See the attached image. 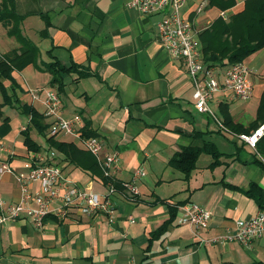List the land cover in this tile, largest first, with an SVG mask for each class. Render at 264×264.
Returning <instances> with one entry per match:
<instances>
[{"label": "crops", "instance_id": "obj_1", "mask_svg": "<svg viewBox=\"0 0 264 264\" xmlns=\"http://www.w3.org/2000/svg\"><path fill=\"white\" fill-rule=\"evenodd\" d=\"M131 1L14 0L16 14L24 18L21 34L36 46L41 69L58 61L89 73L84 78L77 73L63 76L62 116L80 115L105 152L118 154L117 184L130 180L136 170L145 175L137 181L138 197L118 189L111 197L109 215L52 214L42 230L35 229L25 216L1 226L0 264H264V237L248 246L210 241L234 234L236 220L264 211L245 195L255 184L264 196V157L238 139L240 134H248L246 130H255L252 125L264 93V48L243 61L251 70L250 99L240 101L221 92L209 103L222 124L220 109L224 107L238 126L237 133L221 130L212 118L195 111L193 86L182 62L161 47L157 24L163 14L142 15L130 6ZM235 1L233 8L221 12L209 7L206 0H188L180 13L192 21L200 43L199 34L218 17L223 14L226 20L243 9L244 0ZM200 3L204 8L195 14ZM43 30L46 36H42ZM13 44L5 33L0 36V55L19 48ZM12 77L21 104L41 113L42 104L32 102L29 92L55 90L48 85L49 74L28 65ZM3 84L10 88L9 81ZM5 107L0 104V126L8 118L9 131L0 136V165L23 174L29 151L21 132L29 119L16 109L17 104ZM44 122L49 126L45 118ZM194 132L204 136L193 137ZM45 134L49 136L48 130ZM30 136L40 152L50 150L35 130ZM55 140L83 150L72 136L59 135ZM202 140L222 147L218 151L223 155L214 168H209L212 158L201 155L189 179L184 180L167 163L182 147H199ZM56 153L64 178L94 193H105L106 185L99 177L68 164ZM32 189L36 192L38 185ZM0 196L6 204L20 199L14 175L1 176ZM189 203L210 212L206 229L179 224L180 206ZM162 227V233L152 238Z\"/></svg>", "mask_w": 264, "mask_h": 264}, {"label": "built area", "instance_id": "obj_2", "mask_svg": "<svg viewBox=\"0 0 264 264\" xmlns=\"http://www.w3.org/2000/svg\"><path fill=\"white\" fill-rule=\"evenodd\" d=\"M187 2L188 0H132L130 6L142 15L163 14L157 24V37L161 47L171 58L182 62L193 86L192 99L195 111L209 116L221 130L225 131L223 124L210 109L209 103L221 92L230 93L234 99L248 101L253 90L251 70L243 62L222 69L207 67L193 23L180 13ZM203 8V3H200L195 9V14H200ZM29 93L32 102L42 104L41 114L49 121L48 135L52 137L69 135L77 139L82 149L95 158L103 176L115 182V176L120 172L118 154L105 152L101 140L96 137L81 136L84 128L83 119L77 114L68 119L62 116V102L55 90L38 89ZM24 129L25 127L22 131ZM263 137L264 124L248 134H240L238 139L256 151ZM56 159L57 153L53 149L29 152L22 165L23 174L14 173L7 164L0 165V178L5 173L14 175L21 191L20 199L13 204H6L0 196V227L17 221L22 216L29 218L35 229L42 230L45 220L52 214L66 217L70 212L85 216L112 213L111 197L117 192L113 182L106 185L103 194L86 190L64 178ZM144 175L143 171L136 170L130 180L120 183L122 190L131 198L138 197L140 191L137 181ZM35 185H38L36 192L32 189ZM180 210L179 224L189 225L197 230L208 227L211 219L209 211L194 203L180 206ZM263 237L264 211H259L248 219L236 220L234 234L227 233L224 237L210 241L211 243L235 241L248 246L252 241Z\"/></svg>", "mask_w": 264, "mask_h": 264}, {"label": "trees", "instance_id": "obj_3", "mask_svg": "<svg viewBox=\"0 0 264 264\" xmlns=\"http://www.w3.org/2000/svg\"><path fill=\"white\" fill-rule=\"evenodd\" d=\"M209 7L225 12L233 8L235 0H206ZM23 17L15 12L14 0H0V24L6 28L9 37L16 38L19 48L13 49L4 55H0V93L4 104L21 110L29 121L25 129L21 132L23 145L29 152H40L41 147L36 144L31 136V130H35L38 135L45 139L47 149H53L63 156L65 162L78 169L99 177L105 185L113 182L103 176L97 161L88 152L77 148L72 143H64L55 140V137L48 136L45 132L48 125L44 122V117L36 109L26 104H21L15 90L19 89L15 83L12 73L21 71L28 65H33L35 69L42 70L49 74L48 85L54 88L58 95L63 93V76L77 73L79 78L89 76L87 71H82L75 64L66 67L58 61H53L39 67L36 59L38 51L36 46L21 34L20 25ZM48 25V23H46ZM46 36L45 30L41 33ZM203 61L209 68H225L243 62L252 54L264 48V0H244L243 9L230 15L226 20L218 17L208 29L199 34ZM3 81L10 82L9 90L4 86ZM220 113L223 118V126L230 131L237 133L238 126L233 124L226 108H221ZM8 118H4L0 126V136H4L9 131ZM264 123V93L260 99L257 109L256 120L252 125V130ZM85 123L81 136L83 138L96 137L87 129ZM250 131L246 130L245 133ZM204 134L194 132L193 137H203ZM256 153L264 157V137L256 147ZM201 155H209L212 163L209 168L218 165V159L223 155L216 146L209 141L202 140V145L182 147L168 161V166L179 171L188 180L191 172L195 169L196 163ZM115 189L122 190L121 185L113 182ZM245 195L252 199L260 210H264V196L262 190L255 184H251ZM164 227L160 228L152 238L162 233ZM251 264H262L254 262Z\"/></svg>", "mask_w": 264, "mask_h": 264}, {"label": "rangeland", "instance_id": "obj_4", "mask_svg": "<svg viewBox=\"0 0 264 264\" xmlns=\"http://www.w3.org/2000/svg\"><path fill=\"white\" fill-rule=\"evenodd\" d=\"M1 25V24H0ZM0 36H4V33L7 35V30H6V28H4L2 25L0 26ZM8 36V35H7ZM9 37V36H8ZM10 38H12V41H13V45H16V44H18V42H17V40H16V38H14V37H10ZM8 90H9V88H7ZM0 104H1V107L2 108H6L5 106H7V105H5L4 104V100H3V97H2V95H1V93H0ZM5 111V110H4ZM10 120H12L13 118L12 117H10L9 118ZM22 121L23 122H25L24 121V118H22ZM28 124V123H27ZM228 143V142H227ZM228 145H230L229 143H228ZM222 149V147H219V149L218 150H221Z\"/></svg>", "mask_w": 264, "mask_h": 264}]
</instances>
